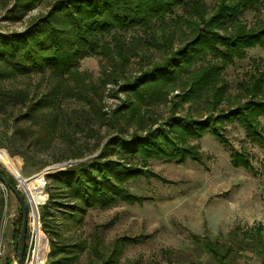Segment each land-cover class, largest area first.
I'll return each mask as SVG.
<instances>
[{
	"label": "trees",
	"instance_id": "trees-1",
	"mask_svg": "<svg viewBox=\"0 0 264 264\" xmlns=\"http://www.w3.org/2000/svg\"><path fill=\"white\" fill-rule=\"evenodd\" d=\"M259 1L219 0L208 10L203 0H55L24 31L0 33V116L6 118L19 110L12 119L14 125L28 123L24 128L15 126L7 139L13 146L8 153L25 159L27 154L17 142L20 147L27 144L26 149L38 144L47 149L55 142L69 140L73 151L55 162L83 158L99 150L89 161L45 175L48 196L43 204L36 205L40 229L49 241L45 264H73L84 248L89 253L88 264H117L123 243L129 238L117 237L105 244L97 229L88 239L62 234L55 215L60 213L65 226L71 227L88 209L108 207L118 200L141 203L143 198L132 193L127 182L140 174L147 175L149 159L198 161L195 145L188 144L187 139L200 138L210 131L224 144L219 128L232 121L244 128L246 138L264 146L260 124V118H264V68L255 66L248 79L238 83L237 106L219 108L229 97L222 71L234 60L243 59L247 49L264 47V23L249 26L241 19L242 10ZM39 2L13 0L5 19L21 20ZM8 4L5 0L3 7ZM131 30L134 32L130 34ZM152 49L160 53V59L147 64ZM87 55L102 60L96 80L89 72L79 70L81 59ZM131 58L137 59L139 67L138 74L129 79L125 67ZM36 75L42 77L43 84L41 89L38 84L37 94H30L28 88L3 86V82ZM119 79H125L120 91L127 93V98L107 119L102 104L104 86L117 84ZM176 87L182 102H190L189 108L194 109V105L203 104L206 116L195 120L191 111L188 118L171 113L165 121L171 131L168 134L160 125L153 127L158 121L155 109ZM70 99L79 101L80 107L63 110L62 103ZM175 108L172 103L171 110ZM103 127L114 134L108 137L101 132ZM28 130L34 134L30 140ZM81 137L84 139L78 144ZM230 162L234 167L250 168L243 151L232 153ZM0 175L2 186L16 188L15 179L3 168ZM2 204L0 188V207ZM25 205L28 222L20 264L27 250L31 222ZM18 210L19 226L13 234L17 240L22 226L19 203ZM237 231L234 228L230 235ZM251 237L254 251L264 262L261 227ZM194 238L214 264H230L232 254L241 247L235 235L229 243L206 236ZM234 242L238 243L236 247Z\"/></svg>",
	"mask_w": 264,
	"mask_h": 264
},
{
	"label": "rangeland",
	"instance_id": "rangeland-1",
	"mask_svg": "<svg viewBox=\"0 0 264 264\" xmlns=\"http://www.w3.org/2000/svg\"><path fill=\"white\" fill-rule=\"evenodd\" d=\"M4 1L0 0L1 34L24 31L32 20L45 14L55 0H41L18 21L5 19L6 10L12 6L13 0H7L9 4L6 7H3ZM203 1L206 8L212 10L219 0ZM175 13L179 14L180 10L176 9ZM241 19L249 26L264 23V0L244 8ZM134 31L131 30L130 34ZM150 51L152 57L147 64L160 59L159 52ZM137 62V59L131 58L125 67L129 79L138 74ZM255 66L264 68V47L247 49L243 59L234 60L222 71L229 97L226 102L220 103L219 108L225 110L237 106L235 95L239 90L238 83L246 81ZM101 68L99 56L87 55L80 61L79 70L89 72L94 80L100 75ZM124 81L119 79L117 84L107 83L104 86L102 104L107 119L113 110L126 101L127 93L120 91V84ZM38 84H41V89L43 84L39 75L3 82V86L8 89L28 88L32 95L39 93H36ZM180 93L176 87L167 95V101L155 109L158 121L153 127L160 125L166 133L171 134L165 123L171 113L188 118L186 115L191 111L195 120H202L206 116L203 104L194 105L197 106L195 109L189 108L190 102H182L178 98ZM172 103L176 106L174 110H171ZM80 105L79 101L70 99L62 103V108L69 111ZM18 113L19 110H14L6 118L0 116V168L15 179L16 188L29 207L31 222L24 260L34 240L35 247L26 264H45L49 241L40 229L36 206L37 203L43 204L48 196L45 175L89 161L99 150L83 158L55 162L56 158H64L73 151L71 140L55 142L47 149L40 144L26 149L27 144L20 147L17 142V147L22 148L27 157L24 159L16 154L10 155L8 149L13 146L7 139L11 137L15 126L28 127V123L22 121L14 125L12 119ZM260 124L264 134V118H260ZM219 131L226 140L224 144L210 131H205L200 138L187 139L188 144L195 145L200 158L198 161L191 158L183 162L166 158L149 159L147 175L140 174L127 182L130 191L143 198L141 203L118 200L108 207L88 209L82 219L71 227H66V221L60 213H56L55 221L62 234H76L88 239L97 229L105 244H110L117 237L129 238L123 243L117 264H214L201 242L194 237L206 236L219 243H229L230 237L235 235L241 240V247L232 254L230 264H264L262 257L253 249L254 240L251 237L260 227L264 237V146L246 138L244 128L234 121L224 122ZM101 132L108 137L114 134L113 130L106 127ZM26 134L28 140L34 136L30 130ZM83 139L81 137L77 143L81 144ZM239 151L247 155L250 168L231 165V154ZM49 167L52 168L47 170ZM2 185L0 182L3 197L0 207V264H16L19 244L13 234L19 226V202L12 191ZM234 228L238 231L230 235ZM233 245L236 247L238 243L234 242ZM89 258L88 250L84 248L78 252L73 264H88Z\"/></svg>",
	"mask_w": 264,
	"mask_h": 264
},
{
	"label": "water",
	"instance_id": "water-1",
	"mask_svg": "<svg viewBox=\"0 0 264 264\" xmlns=\"http://www.w3.org/2000/svg\"><path fill=\"white\" fill-rule=\"evenodd\" d=\"M0 181L4 182L2 176L0 175ZM18 188H13L12 186H10V190L12 191L13 195L15 196V198L18 200L21 210H22V226H21V232H20V237L18 239V244H19V249L17 251L16 257V264H20V260L24 251V247H25V237H26V228H27V222H28V213L26 210V205L25 202L23 200V198L21 197L20 193L17 190Z\"/></svg>",
	"mask_w": 264,
	"mask_h": 264
},
{
	"label": "built area",
	"instance_id": "built-area-1",
	"mask_svg": "<svg viewBox=\"0 0 264 264\" xmlns=\"http://www.w3.org/2000/svg\"><path fill=\"white\" fill-rule=\"evenodd\" d=\"M32 242H33V240H32ZM34 244V243H33ZM32 246V243H31V245H30V248H29V252H28V254H27V257H26V259L24 260V262H23V264H26L27 263V261H29V258H30V256H31V252H32V250H33V246ZM0 255H1V252H0ZM29 255V256H28Z\"/></svg>",
	"mask_w": 264,
	"mask_h": 264
},
{
	"label": "bare ground",
	"instance_id": "bare-ground-1",
	"mask_svg": "<svg viewBox=\"0 0 264 264\" xmlns=\"http://www.w3.org/2000/svg\"><path fill=\"white\" fill-rule=\"evenodd\" d=\"M50 168H52V167L47 168V170H49ZM47 170H46V171H47ZM34 226H35V225H34ZM35 227H36V226H35ZM36 228H37V227H36ZM34 231H36V229H35Z\"/></svg>",
	"mask_w": 264,
	"mask_h": 264
}]
</instances>
